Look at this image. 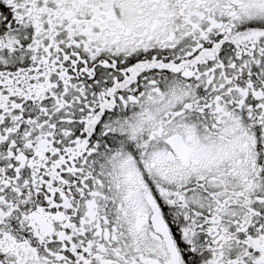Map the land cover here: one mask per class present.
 I'll use <instances>...</instances> for the list:
<instances>
[{"label":"snow or ice","instance_id":"snow-or-ice-1","mask_svg":"<svg viewBox=\"0 0 264 264\" xmlns=\"http://www.w3.org/2000/svg\"><path fill=\"white\" fill-rule=\"evenodd\" d=\"M0 264H264V0H0Z\"/></svg>","mask_w":264,"mask_h":264}]
</instances>
